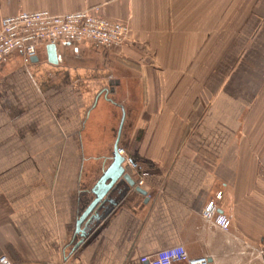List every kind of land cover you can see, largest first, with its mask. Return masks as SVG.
I'll list each match as a JSON object with an SVG mask.
<instances>
[{
	"label": "crops",
	"instance_id": "crops-1",
	"mask_svg": "<svg viewBox=\"0 0 264 264\" xmlns=\"http://www.w3.org/2000/svg\"><path fill=\"white\" fill-rule=\"evenodd\" d=\"M86 9L129 25V42H62L54 61L42 43L32 62L0 64V259L145 264L184 245L215 264H264V0H0V28ZM122 107L120 147L148 172L149 196L132 188L73 252ZM212 202L231 230L203 216Z\"/></svg>",
	"mask_w": 264,
	"mask_h": 264
},
{
	"label": "built area",
	"instance_id": "built-area-1",
	"mask_svg": "<svg viewBox=\"0 0 264 264\" xmlns=\"http://www.w3.org/2000/svg\"><path fill=\"white\" fill-rule=\"evenodd\" d=\"M131 27L122 22H113L97 16L93 9L76 13L56 15L49 11L12 15L2 19L0 28V64L16 52L23 53L25 63L32 62L39 54L40 44H60L69 41L94 45L98 49H117L125 46L131 37ZM118 153L125 157L124 165L138 176L136 185L144 188L149 174L137 160L119 147ZM221 196L219 193L218 197ZM203 216L226 231L231 230L232 218L217 212L216 202L208 204ZM258 259H264V242L254 251ZM1 264H13L8 257L0 259ZM145 264H215L211 257L192 258L184 245L169 247L154 256L143 257Z\"/></svg>",
	"mask_w": 264,
	"mask_h": 264
},
{
	"label": "water",
	"instance_id": "water-1",
	"mask_svg": "<svg viewBox=\"0 0 264 264\" xmlns=\"http://www.w3.org/2000/svg\"><path fill=\"white\" fill-rule=\"evenodd\" d=\"M50 60L57 59V44L49 46ZM37 59L34 58L33 60ZM124 115L122 116L121 128L118 131V140L113 148V156L110 167L103 170L98 177V181L91 188L84 191L85 198H81L79 202L80 210L78 211V223L76 224L74 242L72 244L73 252L80 248L85 240L93 234L103 221L112 214L121 200L126 197L132 188L140 192L142 196L147 197L149 193L136 187V179L127 171V166L124 165L125 157L118 153L121 144L122 131L124 122L127 116L124 107H122ZM148 201V200H147ZM104 208L105 211L99 214V211ZM95 211V212H94ZM94 214L92 215V213ZM72 252V253H73Z\"/></svg>",
	"mask_w": 264,
	"mask_h": 264
},
{
	"label": "flooded vegetation",
	"instance_id": "flooded-vegetation-1",
	"mask_svg": "<svg viewBox=\"0 0 264 264\" xmlns=\"http://www.w3.org/2000/svg\"><path fill=\"white\" fill-rule=\"evenodd\" d=\"M104 211H105V209L102 208V209L99 211V214L102 213V212H104ZM94 212H95V211H94ZM94 212L92 213V215L94 214Z\"/></svg>",
	"mask_w": 264,
	"mask_h": 264
}]
</instances>
